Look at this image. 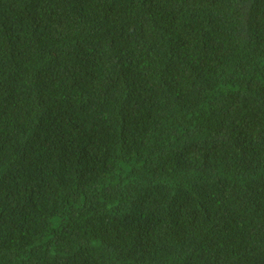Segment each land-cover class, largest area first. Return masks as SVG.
Wrapping results in <instances>:
<instances>
[{
  "label": "trees",
  "instance_id": "trees-1",
  "mask_svg": "<svg viewBox=\"0 0 264 264\" xmlns=\"http://www.w3.org/2000/svg\"><path fill=\"white\" fill-rule=\"evenodd\" d=\"M0 264H264V0H0Z\"/></svg>",
  "mask_w": 264,
  "mask_h": 264
}]
</instances>
